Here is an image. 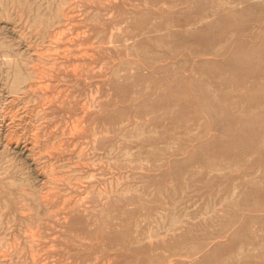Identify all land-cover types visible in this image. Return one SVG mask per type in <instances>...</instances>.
<instances>
[{
  "label": "rangeland",
  "instance_id": "1",
  "mask_svg": "<svg viewBox=\"0 0 264 264\" xmlns=\"http://www.w3.org/2000/svg\"><path fill=\"white\" fill-rule=\"evenodd\" d=\"M0 210L37 264H264V0H0Z\"/></svg>",
  "mask_w": 264,
  "mask_h": 264
},
{
  "label": "bare ground",
  "instance_id": "2",
  "mask_svg": "<svg viewBox=\"0 0 264 264\" xmlns=\"http://www.w3.org/2000/svg\"><path fill=\"white\" fill-rule=\"evenodd\" d=\"M7 8V7H6ZM30 8V7H29ZM41 10V9H40ZM63 13V12H62ZM78 16V15H77ZM63 17H64V15H63ZM69 18V17H68ZM84 35V34H83ZM89 47V46H88ZM97 47V46H96ZM105 47V46H104ZM38 62V61H37ZM29 63V62H28ZM32 65V64H31ZM30 65V66H31ZM39 65V64H38ZM82 65V64H81ZM29 66V67H30ZM37 66V65H36ZM16 67H18V66H16ZM32 67V66H31ZM44 67V66H43ZM36 69V70H35ZM32 68V71H34L35 73H36V71H37V73H44V71L42 70V72H41V69H40V71H38V69L37 68ZM13 71H15L14 73H16V74H19V72H20V70L18 69V68H15ZM34 72H32V73H34ZM75 72V71H74ZM82 72V71H81ZM32 73L30 72V74H28V75H30L29 77H27V75H26V77L27 78H32V81H30L26 86H25V88H27V90H29V91H32V93H36V91H35V89L37 90V91H39V89H40V85H38L37 86V84L35 83V81H33L36 77V79H38V77H39V75H32ZM41 74V75H42ZM45 74V73H44ZM50 74V73H49ZM65 74V73H64ZM72 74H73V72H72ZM48 75V74H47ZM51 75V74H50ZM71 75V74H70ZM34 76H36L34 79H33V77ZM48 77V76H47ZM50 77V76H49ZM26 78V79H27ZM40 78H42V76H40ZM38 81H41L40 79L39 80H37V82ZM52 81V80H51ZM16 83H17V81H16ZM15 82H13V84H12V86H14L15 84H16ZM25 83V82H24ZM17 85H15L14 86V88L12 89V91L14 90V91H16L17 90V92L16 93H18L19 91V89H16L15 87H16ZM47 86V85H46ZM48 87V86H47ZM50 87V86H49ZM39 88V89H38ZM42 88V87H41ZM43 88H44V86H43ZM16 89V90H15ZM46 89V88H45ZM52 89V88H51ZM63 90V89H62ZM21 91V90H20ZM34 91V92H33ZM61 90H58V95H57V93L55 94V95H57V97L59 96V92H60ZM22 92H24V91H22ZM22 92H19V93H22ZM24 93H26V91L24 92ZM23 93V94H24ZM43 93V92H42ZM27 94V93H26ZM18 94H16V98L18 97L17 96ZM25 95V94H24ZM33 95V94H32ZM35 95V94H34ZM26 96V95H25ZM20 97H22V96H19L17 99H19L20 100ZM29 97H30V95H29ZM53 98H54V96H52ZM51 97V98H52ZM65 97V96H64ZM15 98V97H14ZM39 98V97H38ZM27 99H29V98H27ZM56 99V98H55ZM50 100H52V99H49V102H50ZM29 101V100H28ZM12 102H14V101H12ZM17 103H18V100H17ZM21 103V102H20ZM28 102H26V104H27ZM48 103V102H47ZM14 104H16V102L14 103ZM21 104H25V102L24 103H21ZM25 104V107H27V105ZM50 104V103H49ZM89 104V103H88ZM96 104V103H95ZM61 105V104H60ZM46 106H49V105H46ZM57 106V105H56ZM21 107V106H20ZM24 107V106H23ZM22 107V108H23ZM58 107V106H57ZM4 108V107H3ZM59 108H60V106H59ZM62 108V107H61ZM24 109V108H23ZM30 109V108H29ZM35 109H38V108H34V110ZM93 109V108H92ZM28 110V109H27ZM33 110V111H34ZM39 110V109H38ZM37 110V111H38ZM42 110V109H41ZM50 111V110H49ZM85 111V110H84ZM89 111V110H88ZM87 111V112H88ZM27 112V111H26ZM30 112H31V110H30ZM40 112V111H39ZM51 112V111H50ZM35 113H37V112H35ZM43 113H45V112H43ZM42 113V114H43ZM32 113H30V115H31ZM40 113H38V115H39ZM33 116H35V115H37V114H35L34 115V113L32 114ZM37 115V116H38ZM41 116V115H40ZM44 117V116H43ZM46 119V118H45ZM48 119V118H47ZM50 119H52V117L50 118ZM77 121V120H76ZM76 121H75V123H76ZM8 125V124H7ZM73 127V126H72ZM83 127V126H82ZM34 128V127H33ZM39 129V128H38ZM34 130H35V133H37L36 132V128H34ZM38 131V130H37ZM40 132V131H39ZM50 132V131H49ZM74 132V131H73ZM35 133H33V135L35 134ZM43 134H45L44 132H43ZM42 134V135H43ZM47 135V134H46ZM94 135V134H93ZM39 136V135H38ZM63 137V136H62ZM70 137V136H69ZM32 138H34V136L32 137ZM37 138H39V137H37V135H36V139ZM36 139L34 138L33 140H34V142L37 144V142H36ZM38 140V139H37ZM32 143V142H31ZM34 143V144H35ZM32 145H33V143H32ZM44 145V144H43ZM60 146V145H59ZM57 147V146H56ZM44 148H46V146L44 147ZM43 148V149H44ZM42 150V149H41ZM44 150H46V149H44ZM80 150V149H79ZM48 152V151H47ZM79 152V151H78ZM109 152V151H108ZM64 153V152H63ZM43 155H44V153H42ZM79 154V153H78ZM80 155V154H79ZM42 156V155H41ZM24 159V158H23ZM115 160V159H114ZM101 162V161H100ZM89 164V163H88ZM76 166V165H75ZM91 166V165H90ZM12 167V166H11ZM11 170V169H10ZM52 171V170H51ZM8 172V171H7ZM52 173V172H51ZM39 174V173H38ZM49 174V173H48ZM50 177V176H49ZM13 180V179H12ZM48 180V179H47ZM77 181V180H76ZM10 182V181H9ZM12 182H14V180L12 181ZM11 182V183H12ZM12 185H14L13 183H12ZM11 185V186H12ZM23 189V188H22ZM21 189V190H22ZM29 193V192H28ZM23 194H25V196H27V192L25 191ZM42 195V194H41ZM41 195H38V196H40L41 197ZM43 197V196H42ZM41 197V200L43 199V200H45V198L43 197L42 198ZM36 198V197H35ZM19 199H20V197L19 198H17L16 200H18L19 201ZM34 199V198H33ZM35 200H38V199H35ZM2 201V200H1ZM63 201H65V200H63ZM3 202V201H2ZM25 202V204L27 203V201H23V203ZM42 202V201H41ZM4 203H5V200H4ZM2 204V205H5V206H7L6 204ZM15 203V202H14ZM19 203H20V201H19ZM18 203V204H19ZM43 204L45 203L44 201L42 202ZM52 203H53V201H52ZM16 204V203H15ZM21 204V203H20ZM45 204H47V203H45ZM51 204V203H50ZM22 206L24 205V204H21ZM47 205H49V204H47ZM63 205V204H62ZM18 206V205H17ZM61 206V205H60ZM3 207V206H2ZM15 207V206H14ZM20 206H18V208H19ZM23 207H25V206H23ZM28 207V206H27ZM16 208V207H15ZM48 208V207H47ZM61 208V207H60ZM24 209H26V207L24 208ZM28 209V208H27ZM59 209V208H58ZM3 210V209H2ZM29 210V209H28ZM47 210V209H46ZM54 210H55V208H54ZM53 210V212H55V211H57V210H55L54 211ZM1 211V210H0ZM30 211V210H29ZM38 211V210H37ZM52 211V210H51ZM21 211H19V213H20ZM48 212V211H47ZM1 214L3 213V211H1L0 212ZM18 213V214H19ZM23 212H21L20 213V216H21V214H22ZM25 213V212H24ZM22 214V215H27L28 214V212H26L25 214ZM35 213V212H34ZM0 214V215H1ZM47 215H48V213H47ZM13 216H15V215H13ZM22 217V216H21ZM35 217V216H34ZM49 217H50V213H49ZM14 218V217H13ZM37 219V218H36ZM23 220V219H22ZM13 221V220H12ZM25 222H21V223H23L25 226H24V235H25V237H26V241H27V249H26V251H21L20 249H19V247L21 246L20 244H19V232L17 231V232H15L13 235H11V242L9 243L8 242V248H4V251L0 254V264H3V263H1V261H3V258L5 259L7 256L9 257V259H10V264H23L22 262H20V257L22 256V255H26V258H29L30 259V263H27V264H37V262H38V254H37V252H36V250L37 249H33V244H35V243H33L34 241H39L41 238H43L41 235H40V232L38 231V224H36L35 222H33V221H29L28 220V222L26 221V220H24ZM39 222V221H38ZM10 223H12L11 221H10ZM11 225V224H10ZM45 225H46V223H45ZM7 227V226H6ZM2 228H3V226H2ZM21 228H23V227H21ZM2 230V229H1ZM22 230V229H21ZM4 231L2 232V233H0V235H1V237H3L4 238ZM2 234H3V236H2ZM6 238V237H5ZM54 239V238H53ZM25 240V239H24ZM45 240V239H44ZM0 241H1V238H0ZM3 242H4V240H3ZM23 242V241H22ZM2 243V242H1ZM5 243V242H4ZM46 243H44L43 245H45ZM3 245V244H2ZM1 245V247H3ZM35 245H37V244H35ZM5 247V246H4ZM51 247V245L49 246V248ZM47 249H48V247H47ZM47 249H45V248H42V253H43V255H44V260H45V262L47 261V259L50 257V255H49V251L47 250ZM3 250V249H2ZM1 250V251H2ZM52 250V249H51ZM50 250V251H51ZM66 252V251H65ZM41 253V254H42ZM15 256V257H14ZM1 258H2V260H1ZM8 259V258H7ZM25 259V258H24ZM43 259V258H42ZM41 261V260H40ZM51 261V260H50ZM20 262V263H19ZM47 263V262H46ZM5 264V263H4ZM62 264H64V263H62Z\"/></svg>",
  "mask_w": 264,
  "mask_h": 264
}]
</instances>
